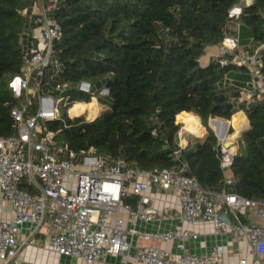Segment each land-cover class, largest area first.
<instances>
[{
	"label": "trees",
	"instance_id": "16d2710c",
	"mask_svg": "<svg viewBox=\"0 0 264 264\" xmlns=\"http://www.w3.org/2000/svg\"><path fill=\"white\" fill-rule=\"evenodd\" d=\"M34 2L0 0V135L17 131L12 108L26 100L14 93L11 82L22 73L24 34L34 24L22 11L26 7L31 12ZM237 2L60 0L54 15L62 34L53 41L59 65L45 69L42 91L64 98L60 117L45 124L57 132L59 142L77 152L93 146L101 155L147 170L186 163L185 172L203 187L221 190L225 174L220 139L209 120L215 116L230 120L245 106L243 102L238 106L237 87L221 83L230 72L238 75L243 70L219 58L203 65L201 57L230 30V10ZM262 12L264 0L244 8L240 17L244 41L250 35L264 39ZM82 80L91 82L96 95L102 87L110 90L101 97L104 103L110 99L109 108L93 120L68 114L74 104L92 101L93 93L79 88ZM57 84H63L61 90L55 89ZM37 106V97L32 96L28 114ZM246 115L250 127L242 134L243 147L230 168L234 177L230 188L247 198L264 199V98L253 100ZM192 116L200 118L207 133L203 140L180 146L181 122ZM212 126L216 129L215 121ZM137 200L134 195L126 199L134 205Z\"/></svg>",
	"mask_w": 264,
	"mask_h": 264
},
{
	"label": "built area",
	"instance_id": "2783aa9c",
	"mask_svg": "<svg viewBox=\"0 0 264 264\" xmlns=\"http://www.w3.org/2000/svg\"><path fill=\"white\" fill-rule=\"evenodd\" d=\"M59 1L35 0L31 12L26 7L22 11L32 17L34 27L22 73L11 82L17 96H26L20 106L12 108L17 131L0 135V191L14 213L12 219L0 218V264H46L21 258L24 250L33 246L89 264H264V199L247 198L231 190L234 177L230 168L237 149L233 138L230 145L225 144L230 136L225 134L220 140L225 177L222 189L216 191L187 174L186 163L179 168L141 169L123 158L101 155L93 146L77 152L56 139L57 132L45 121L60 117L64 97L50 92L44 95L42 87L45 69L59 65L53 53V41L62 34L54 15ZM246 6H250L247 0H239L231 8L241 9L230 15L238 30L234 34L227 30L218 44L223 63H232L248 74L240 84L228 74L221 81L237 87L238 106L245 103L237 112L244 114L253 100L264 98V39L250 35L243 40L240 17ZM62 86L57 84L55 89ZM79 88L97 99L91 82L82 80ZM99 91L103 95L110 92L106 87ZM32 96L37 97V111L28 114ZM154 188L173 189L180 208L152 209ZM132 195L138 197L135 205L126 201ZM250 209L261 222L242 221L240 213ZM222 213L231 222L225 221ZM166 219L211 222L214 236L227 241L197 253L189 246L196 237L192 229L148 231L137 224Z\"/></svg>",
	"mask_w": 264,
	"mask_h": 264
},
{
	"label": "crops",
	"instance_id": "0c3cea01",
	"mask_svg": "<svg viewBox=\"0 0 264 264\" xmlns=\"http://www.w3.org/2000/svg\"><path fill=\"white\" fill-rule=\"evenodd\" d=\"M32 29H33V26H31L28 30H26V32L24 34V43H25L26 51L32 46V42H31V31H32ZM213 58L222 59L221 54H219V45L218 44L211 45V46H208L206 48L204 55L201 57V63L203 65L208 64ZM231 73H233V72H230L228 76L230 78H232L237 84L242 83L241 82L242 80H245L246 78H248L246 76V75H248L247 72L241 73V74L238 73V75H236L234 73L235 77H231L230 76ZM240 75L242 77H240ZM96 100L98 102V99H96ZM100 106H101V104H100ZM105 108H109V107H105ZM69 109H68V112H69ZM245 116L247 117L246 113H245ZM71 117H74V116H71ZM193 117L194 116L186 118L185 124L183 122H181L182 127H184V129L186 127L187 120L189 118H193ZM199 120H200V118H199ZM247 120H248V117H247ZM248 121H249V126H250V120H248ZM200 122H202V121H200ZM232 124L234 126V122ZM215 127H216L218 133L220 134L224 129V123L215 121ZM204 128L205 129H204L203 134H200V135L195 134L191 131H187V129H185L187 132L186 131L185 132H182V131L179 132V144H183L184 146H187L191 142L195 141L194 137L204 139V137L206 135V127L204 126ZM151 196H152V201H151L150 205H151L152 209H155V210L158 209L159 210V209H162L166 206H169L172 208H180L179 198L174 193L173 189L162 191V190H158V189L154 188L151 191ZM242 213L245 215V217L248 219V221H256V222L262 221L255 215V213L251 209L245 210ZM13 216H14V213L11 209V205H10L9 201L5 198L4 194H2V192L0 191V218L12 219ZM137 224H138V227L140 229H145L148 231L158 230V229L166 230L169 228H176V227H181V228L184 227L187 229H192L196 232V234H195L196 237L192 238V240H190L189 246H190V250L197 252V253H201L203 251L211 249L217 242H226L227 241V238H225L223 236H218V237L214 236L215 235L213 232L214 226L211 222H208V221L200 220L196 224H191V223L184 221V220L183 221H169L166 219V220H163L161 222L138 221ZM29 228H30L29 225L25 226L24 233ZM134 239H138V238L135 237ZM170 246H171V244H170ZM51 253H54V252L50 248L46 249V248H39V247L33 246V247L26 248V250H24V252L21 254V258H24L26 261H30V262L37 261V262H42V263H46V264H50V263L54 264L53 260L51 259L52 258Z\"/></svg>",
	"mask_w": 264,
	"mask_h": 264
},
{
	"label": "bare ground",
	"instance_id": "6f19581e",
	"mask_svg": "<svg viewBox=\"0 0 264 264\" xmlns=\"http://www.w3.org/2000/svg\"><path fill=\"white\" fill-rule=\"evenodd\" d=\"M73 105V104H72ZM70 108V107H69ZM91 116H96L99 114L101 107L99 106L96 99H93L91 102L81 101L77 104H74L71 109H69V113L73 115H79L85 110H88ZM234 126L236 127V132L230 135L231 141L232 138L239 136L243 130H245L249 126V121L243 112H237L233 115ZM185 129L187 131H191L195 134H203L204 125L195 117L189 118L187 120V124ZM230 141V142H231Z\"/></svg>",
	"mask_w": 264,
	"mask_h": 264
},
{
	"label": "rangeland",
	"instance_id": "374dc122",
	"mask_svg": "<svg viewBox=\"0 0 264 264\" xmlns=\"http://www.w3.org/2000/svg\"><path fill=\"white\" fill-rule=\"evenodd\" d=\"M238 30V26H237V23H235V22H232V24L230 25V32L231 33H235L236 31ZM246 30H242V29H240V33L241 34H244V32H245ZM242 36V35H241ZM243 37V36H242ZM230 76L231 77H235V74L234 73H231L230 74ZM247 77H248V75H247ZM43 92H44V95H47L48 93L45 91V88L43 89ZM103 95L101 94V93H97V99H98V103H99V106H100V104H101V109H100V112L99 113H101L104 109H106L105 107H108L109 105H108V103H109V101H110V99L108 98H106V101H105V103L104 102H102V100H103V98H101ZM93 100V99H92ZM239 111V110H238ZM68 114L69 115H72V114H70L69 112H68ZM83 114V116L86 118V119H91V118H94V117H96V116H91L90 115V112H89V109L86 111V112H84V113H82ZM74 117H75V115H73ZM231 118H233V117H231ZM230 118V120H232ZM232 123H233V120H232ZM230 127H232L233 128V130H230ZM230 127H229V129H228V131H227V133H226V136H230L231 134H233V133H235L236 132V129H235V126H233V124H231L230 125ZM185 132L186 130L184 129V127H182L181 128V130H180V132ZM187 132V131H186ZM206 133H207V129H206ZM198 138V137H197ZM196 137H194V140H196L197 139ZM228 138H226L225 140H227ZM221 140V139H220ZM229 140V142L231 141V139H228ZM233 140H234V145H235V147H236V149H237V151H239V150H241V148L243 147V140H242V135L240 134L239 136H236L235 138H233ZM231 143V142H230ZM51 259L53 260V262H54V264H89V263H87V262H80V261H78V260H75V259H72V258H69V257H61V256H59V255H56L55 253H51ZM51 264V263H50Z\"/></svg>",
	"mask_w": 264,
	"mask_h": 264
},
{
	"label": "water",
	"instance_id": "95a60500",
	"mask_svg": "<svg viewBox=\"0 0 264 264\" xmlns=\"http://www.w3.org/2000/svg\"><path fill=\"white\" fill-rule=\"evenodd\" d=\"M98 115H99V114H97L96 117H97ZM96 117L91 118L90 120H93V119H95ZM209 121H210V126H211L212 129L215 131L217 137L220 138V139H224V138H225V137H224L225 134L227 133V131H228L230 125L232 124V120H225V119H222V118H220V117L215 116V117L211 118ZM213 121H218V122H223V123H224V129H223V131H222L220 134H219V133L217 132V130L212 126V122H213ZM249 127H250V126H248L245 130H243V131L241 132V135H242V134H243V133H244ZM202 140H203V139H202ZM225 144H226V145H230V142H229V141H226ZM222 218H223L225 221L231 222L230 219H229V217H228V215H227L226 213H222Z\"/></svg>",
	"mask_w": 264,
	"mask_h": 264
},
{
	"label": "clouds",
	"instance_id": "9594fccd",
	"mask_svg": "<svg viewBox=\"0 0 264 264\" xmlns=\"http://www.w3.org/2000/svg\"><path fill=\"white\" fill-rule=\"evenodd\" d=\"M247 3L249 5H251L252 3V0H247ZM241 12V9L240 8H233L230 12V15H234V14H239ZM16 83L18 84L19 83V80L17 79Z\"/></svg>",
	"mask_w": 264,
	"mask_h": 264
}]
</instances>
